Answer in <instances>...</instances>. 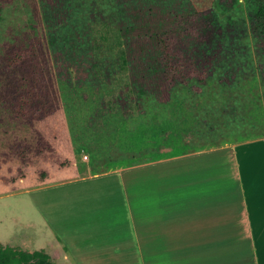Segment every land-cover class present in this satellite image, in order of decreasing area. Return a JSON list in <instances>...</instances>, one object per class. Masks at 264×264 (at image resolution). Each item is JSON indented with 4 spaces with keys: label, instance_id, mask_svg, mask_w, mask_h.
Masks as SVG:
<instances>
[{
    "label": "rangeland",
    "instance_id": "obj_1",
    "mask_svg": "<svg viewBox=\"0 0 264 264\" xmlns=\"http://www.w3.org/2000/svg\"><path fill=\"white\" fill-rule=\"evenodd\" d=\"M159 1L0 0V51L36 13L58 93V106L32 124L0 106V251L25 243L28 223L39 224L24 190L94 157L121 168L123 156L138 157L140 125L169 130L174 118L183 131L234 148L264 264V53L250 30L251 5ZM162 26L171 31L174 69L182 76L171 82L158 69L152 39Z\"/></svg>",
    "mask_w": 264,
    "mask_h": 264
},
{
    "label": "crops",
    "instance_id": "obj_2",
    "mask_svg": "<svg viewBox=\"0 0 264 264\" xmlns=\"http://www.w3.org/2000/svg\"><path fill=\"white\" fill-rule=\"evenodd\" d=\"M170 124L140 125L121 168L94 157L24 190L39 224L16 249L56 264H259L234 148Z\"/></svg>",
    "mask_w": 264,
    "mask_h": 264
},
{
    "label": "trees",
    "instance_id": "obj_3",
    "mask_svg": "<svg viewBox=\"0 0 264 264\" xmlns=\"http://www.w3.org/2000/svg\"><path fill=\"white\" fill-rule=\"evenodd\" d=\"M251 5L249 22L251 32L259 38L264 53V0H248ZM177 6L175 0H160L159 4ZM138 2L137 6L142 7ZM35 14L28 17L27 29L12 34L0 51V106L12 119L20 122H37L58 106V93L48 54V38L35 24ZM168 26L157 29L152 36L161 55L158 69L167 81L180 78L174 69L175 51L171 44ZM211 40V29L205 31ZM182 77V76H181ZM0 264H56L48 255L7 248L0 251ZM259 264L263 254L259 251Z\"/></svg>",
    "mask_w": 264,
    "mask_h": 264
},
{
    "label": "built area",
    "instance_id": "obj_4",
    "mask_svg": "<svg viewBox=\"0 0 264 264\" xmlns=\"http://www.w3.org/2000/svg\"><path fill=\"white\" fill-rule=\"evenodd\" d=\"M86 158H87V156L84 154V155H83V159H86Z\"/></svg>",
    "mask_w": 264,
    "mask_h": 264
}]
</instances>
